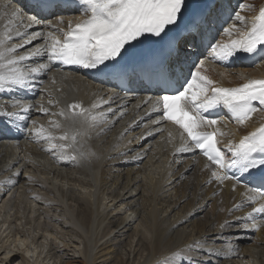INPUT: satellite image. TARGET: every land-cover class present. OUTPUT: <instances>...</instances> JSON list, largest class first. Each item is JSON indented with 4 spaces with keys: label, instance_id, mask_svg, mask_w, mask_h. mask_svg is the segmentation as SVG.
<instances>
[{
    "label": "bare ground",
    "instance_id": "obj_1",
    "mask_svg": "<svg viewBox=\"0 0 264 264\" xmlns=\"http://www.w3.org/2000/svg\"><path fill=\"white\" fill-rule=\"evenodd\" d=\"M199 1H206L207 23L198 22L200 28L194 41L187 33L178 42L187 40L193 45L192 55L182 57L177 68L181 83L191 79L190 59L200 49L207 54L201 74L218 85L232 87L264 78V59L252 66L243 60L244 54L219 61L207 50L210 43H228L245 36L259 9L264 7V0ZM236 11L245 17L243 22L235 19ZM14 12L20 14L14 15ZM33 14L25 0H0V39L5 40L0 51L16 47L15 53L5 55L29 57L17 65L24 72L49 63L45 51L50 43L47 34L55 31L47 27L46 21L44 25L29 26L27 17ZM59 16L72 24L84 18L79 11L67 10L60 11L56 17L50 16L52 23L63 31L68 25L58 23ZM207 24L212 27H206ZM233 25L231 36L224 32L225 37H217L218 29ZM37 32L41 35H34ZM55 34L63 36L61 32ZM9 35L12 40L7 39ZM234 63L243 80L226 72L225 66ZM68 74L63 76L50 68L34 77L31 87L0 92V113L25 115L21 105H32L20 130L9 128L8 117L0 116V230L8 223L5 229L14 231V239L3 242L0 264H73L72 261L79 260L81 264H180L183 257L202 256L193 249L205 241L209 242L206 247L218 253L210 257L211 264H264V215L255 214L258 229L239 227L253 222L245 218L253 207L264 203V196L249 191L251 188L242 183L236 184L233 190L235 181L231 179L215 180L206 167L208 160L194 149L187 134L174 122L160 119L159 106L155 103L157 92H149L134 78L133 91L124 94L89 78L82 67ZM17 100L20 104H16ZM71 105L80 107L73 109ZM257 109L243 124L231 122L224 113L215 114L213 109L205 115L218 119L217 140L224 146L238 144L264 124V110ZM41 127L45 135L51 134V141L35 135L34 130ZM65 134L68 139H60ZM50 144H56V149L49 151ZM65 145L66 148L62 147ZM181 164V169L194 174L191 186L195 190L193 195L198 196V204L203 207L210 200L214 202L215 210L212 212L214 206L209 207L208 212L213 214L203 222V227L194 219L198 205L174 209L187 193L182 187L186 193L179 198L180 191L174 184L175 167ZM155 167L162 169L159 176L151 178ZM232 170L239 174L236 169ZM178 178L181 180V175ZM149 180L154 181L149 184ZM25 193H32L29 197L34 196L43 205L48 201L50 205L54 200L52 193L57 195L58 204L64 208L62 213L60 206L62 210H57L64 217L60 225L80 240L82 247L77 254L72 253L70 257L72 244L65 243L62 248L55 241L53 233L57 227L49 216L51 213L48 214L49 206L48 210L44 207L34 211L32 206L21 214L11 213L17 206L12 204L13 197L20 195L21 198ZM236 205L240 207L236 209ZM10 213L13 218L9 217ZM224 221H231L233 226L221 229L219 225ZM25 225L32 230L31 241L20 235V226ZM246 230L256 231V239L249 245H244ZM225 239L232 241L215 244ZM73 242L78 243L76 239Z\"/></svg>",
    "mask_w": 264,
    "mask_h": 264
},
{
    "label": "snow or ice",
    "instance_id": "obj_2",
    "mask_svg": "<svg viewBox=\"0 0 264 264\" xmlns=\"http://www.w3.org/2000/svg\"><path fill=\"white\" fill-rule=\"evenodd\" d=\"M62 10L79 11L84 18L73 25L71 21L65 22L63 16H59L58 23L68 25L65 32L49 19L50 16L56 17ZM31 11L34 14L27 17L29 26L44 25L46 21L47 27L55 30L47 34L50 43L45 51L49 63L24 72L17 65L29 57L5 55L6 52L15 53L16 47L0 51V92L12 91L16 87H31L32 79L47 72L56 62L103 73L113 70L122 61H131L150 76H155L160 93L155 103L159 106L160 119L174 122L187 134L195 149L207 158L209 163L206 167L211 176L217 181L234 180L233 190L238 183L244 182L246 188L251 184L256 193L264 195V124L244 136L238 144L221 146L217 140L218 129L215 127L218 119L205 115L209 110L222 105L238 123H245L258 110L257 105L264 110V79L250 80L239 87H223L201 74L204 60L198 59L192 64L195 72L190 73L191 79L181 83L177 68L182 57L192 55L193 45L187 40L178 43L172 34L183 24L181 30L189 31L194 41L200 28V23L194 20L184 23L188 12L187 0H34ZM235 19L243 22L245 17L236 11ZM201 23H207V18ZM234 28L235 25L224 31L231 36ZM56 32H61L64 39L57 36ZM34 35L39 36L41 33ZM7 39L12 40L13 37L9 35ZM4 44L5 40L0 39V46ZM208 47L212 58L219 61L240 54L254 55L258 50H264V7L259 9V15L245 36L231 39L228 43L216 41ZM36 54L39 55V52ZM16 104H20V101L17 100ZM21 107L25 115L0 113V116L8 117L6 123L9 128L20 130L21 122L28 119L26 114L32 105ZM70 107L76 109L80 106ZM34 132L38 138L48 141L53 139L50 133L45 135L43 127ZM60 139L67 140V134ZM56 147V144H50L48 150ZM69 158L76 159L75 156ZM232 169H236L239 174L228 175ZM249 199L254 200V197L249 196ZM239 207L235 206L236 209ZM255 214L264 215V203L253 207L247 214L245 219H253L252 223H243L239 227L258 229L259 225L254 222ZM219 226L225 229L233 224L224 221ZM208 243L205 241L204 245L193 249L201 252L202 256L183 257L180 264H211L210 257L218 253L206 247Z\"/></svg>",
    "mask_w": 264,
    "mask_h": 264
},
{
    "label": "rangeland",
    "instance_id": "obj_3",
    "mask_svg": "<svg viewBox=\"0 0 264 264\" xmlns=\"http://www.w3.org/2000/svg\"><path fill=\"white\" fill-rule=\"evenodd\" d=\"M244 1V0H243ZM209 26H211L212 27V25H209ZM212 30L214 31V32H216L213 28H212ZM224 29H218V31H217V37L219 36V37H221V36H226L225 34H224ZM207 50H210V48L209 47H207ZM205 55H207V54H205ZM205 55H204V53H202V50H201V52L200 53H198V54H196V56L195 57H192V59H190V62H192L191 63V73H193V70L195 69L194 67H192V64L195 62V61H197L198 59H203V58H207V57H205ZM225 66V65H224ZM235 67H237V64H231V65H228L227 67L225 66V70H226V72H228V73H231V74H234V75H236L237 77L236 78H240V73H239V71L237 70V68H235ZM181 167H182V164L181 165H176V167H175V174H174V177H175V179H176V181H175V188L176 189H178V191H180V193L179 192H177V196H179V198H180V196H181V194L182 195H184V193H186L184 196H187V197H184V196H181L182 197V199L180 200V201H178L179 203H178V205L174 208V209H178V208H180V207H182L183 206V208H187V207H189V206H191V205H193V206H197V208H195V209H197V212H196V214H195V216H194V219H196L195 221L197 222L198 221V223L200 224V227H203V222L206 220V219H208V218H210V216L213 214L212 212H213V210H215L214 208H215V205H213L214 204V202L213 201H208V203H206L205 204V206H203L202 207V204H201V206H200V204H198V202H197V199H198V196H197V194H195V195H193L194 193H195V190H194V188L191 186L192 185V182H193V178H194V174H193V172L192 171H189V170H184L183 168L181 169ZM161 169L162 168H160V167H158V169H157V167H155L153 170H152V172H151V174H150V177L151 178H156L157 176H159V174H160V171H161ZM179 175H181V180L178 178L179 177ZM186 180V181H185ZM152 181H154V180H149V184H151L152 183ZM177 181H180V182H177ZM177 182V183H176ZM185 182V183H184ZM188 182H190L189 184H188ZM184 184V185H183ZM187 184V185H186ZM173 185V184H172ZM179 185H181V186H179ZM185 186H186V188H185ZM178 187V188H177ZM182 187L186 190V192L185 191H183L184 189H182ZM180 188H181V190H180ZM193 191H194V193H193ZM192 192V193H191ZM23 193V192H22ZM28 195V196H27ZM24 196H25V198H24ZM26 196H27V198H26ZM29 196H32V193H25V195L23 194L22 196H21V198H19L20 197V195L19 196H14L13 198H14V200H13V202H12V204L14 203H16L15 205H17V206H15L14 207V210H12L11 211V213L13 212V211H16V212H18V213H20V212H23L25 209H31L32 208V206L34 207V211H37V209L39 208L40 210L42 209V208H44V209H46V210H48L49 209V207H50V210H49V212H48V214H50L49 216H52L51 217V219L53 220V223L54 224H56V227H57V230L53 233V236L55 237V241L57 242V244L60 246V247H64V244L65 243H69V244H72V246H69L70 247V252H69V254H70V257H71V255H72V253H78V248L79 247H82L81 246V244H80V240H79V238L78 237H76V236H74V235H72L68 230H66V229H68L67 227H65V228H63L61 225H60V223L61 222H63V218L64 217H62L61 215H60V213H62V212H64V208H62V204L60 203V204H58L60 201L58 200V199H56V198H58L57 197V195H55V193H54V195H53V193H52V198H53V196H54V200H55V202L56 201H58V202H56V203H52L54 200H52V202L50 201V205H49V201L47 202L48 204H45V205H43L42 203H40L38 200H36V198L33 196V197H29ZM56 196V197H55ZM18 197V198H17ZM153 197V196H152ZM35 198V199H34ZM154 198V197H153ZM196 198V199H195ZM18 199V200H17ZM34 199V200H33ZM17 200V201H16ZM33 200V201H32ZM188 200V201H187ZM37 202V203H36ZM192 202V203H191ZM212 202V203H211ZM197 203V204H196ZM41 204V205H40ZM53 205V209L51 208V206ZM194 204H196V205H194ZM37 206V207H35V206ZM38 205H40L41 206V208H40V206L38 207ZM46 205H47V207L48 208H46ZM54 205H56V206H54ZM185 205V206H184ZM186 205H189V206H186ZM212 205V209L211 208H209L210 206ZM57 206H58V208H57ZM59 206L63 209H61V208H59ZM55 207H56V209H55ZM201 207V208H200ZM204 208V209H203ZM209 208V209H208ZM55 209V210H54ZM69 209H72V208H69ZM176 209V210H177ZM201 209H203V210H201ZM211 209V213L210 212H208V210H210ZM52 210V211H51ZM60 212L61 210V212L58 214V211ZM199 210H201V211H199ZM53 211H57L56 212V214H57V216H54V215H56L55 214V212H53ZM53 212V213H52ZM215 212V211H214ZM11 213L9 214V217H11V218H13V216L11 215ZM206 213H208V214H206ZM21 214V213H20ZM8 215V214H7ZM59 215V216H58ZM206 215H207V218H206ZM230 215V214H229ZM209 216V217H208ZM54 217V218H53ZM55 217H58L57 219L55 218ZM58 220L59 219V221H56V220ZM65 220H67V219H65ZM200 221V222H199ZM52 222V221H51ZM56 222H58V223H56ZM68 222V221H67ZM66 222V223H67ZM19 223H20V220H19ZM2 224V223H1ZM1 224H0V226H1ZM7 224L8 223H6L2 228H1V230H0V252L3 250V242L4 241H8V242H10V241H12L13 239H14V231H11L10 232V229H5L6 227H7ZM66 225V224H65ZM64 225V226H65ZM20 235H22L23 237H27V238H29V240L31 241V235H32V230H30L29 229V226H20ZM244 233L246 234V236H247V241L244 243V245H246V243H247V245H249L250 243L252 244V243H254V240L256 239V231H248V230H246V231H244ZM228 234H230L229 232L228 233H225V235H228ZM253 236V237H252ZM42 240H44L43 239V237L41 238ZM73 239H76V241H78V243L77 242H73ZM210 239H213V237L211 236L210 237ZM223 241V240H222ZM216 241L215 242V244L216 243H219V244H225V243H228V242H231L232 240H229V239H225V241ZM244 245H243V247H244ZM34 245H32V247H33ZM34 248V247H33ZM230 248V247H229ZM40 261H42V258H40L39 259ZM65 260H68V258H66ZM73 262V264H81V262H80V260L78 261V262H75V261H72Z\"/></svg>",
    "mask_w": 264,
    "mask_h": 264
}]
</instances>
